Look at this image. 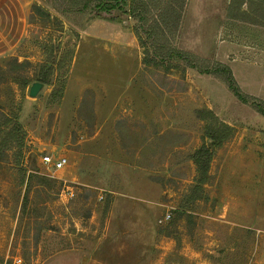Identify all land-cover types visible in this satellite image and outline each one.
<instances>
[{"label":"rangeland","instance_id":"rangeland-1","mask_svg":"<svg viewBox=\"0 0 264 264\" xmlns=\"http://www.w3.org/2000/svg\"><path fill=\"white\" fill-rule=\"evenodd\" d=\"M144 1L151 20L180 0ZM257 1L185 0L173 36L144 26L141 42L127 5L98 19L101 6L31 1L25 36L0 57V264H264V104L212 59L219 40L264 50ZM210 113L231 129L219 144ZM115 194L155 207L140 255L97 249Z\"/></svg>","mask_w":264,"mask_h":264},{"label":"crops","instance_id":"crops-1","mask_svg":"<svg viewBox=\"0 0 264 264\" xmlns=\"http://www.w3.org/2000/svg\"><path fill=\"white\" fill-rule=\"evenodd\" d=\"M31 1L0 0V57L13 51L25 36ZM190 3L187 0L186 6ZM212 59L230 70L241 94L264 103L263 49L219 40L212 48ZM155 238L154 205L148 200L125 194L113 195L105 233L98 241L97 249L109 251L113 248L117 252L127 244L132 254L140 255ZM102 261L103 264H120L110 258Z\"/></svg>","mask_w":264,"mask_h":264},{"label":"trees","instance_id":"trees-1","mask_svg":"<svg viewBox=\"0 0 264 264\" xmlns=\"http://www.w3.org/2000/svg\"><path fill=\"white\" fill-rule=\"evenodd\" d=\"M68 4V6H101L100 8H97L94 12V17L98 19H105V15L103 12L106 10L107 7L112 6H126L127 5V12L131 18L137 20V23L141 25H137L134 28V35L137 38L139 42H141V28L144 29V26H147L148 29H151L153 31H156L159 33V36L162 38H167L169 34L172 36L176 33L181 17H182V11L184 8L185 0H180L178 4H174L172 2H169V5L163 6V8L159 11V14L157 17L152 18L151 20H148V6H146L144 0H64ZM262 6V0L257 1ZM243 4H250L252 5V2L246 1L244 3H240V5L243 6ZM242 13L245 14L243 11ZM114 20L118 21L119 18L117 16H111ZM245 22H248L252 25H257V22L246 20ZM144 31V30H143ZM158 51V49H155ZM147 53V52H146ZM226 72L228 73L229 81H224L227 86L231 89H235V91L241 95L242 97L247 98L248 96H245L241 94L239 91L230 70L225 67ZM51 69V68H49ZM50 73V70L48 71V74ZM40 84H47V74L46 76L43 75L39 78ZM230 82V84H229ZM250 100L257 102L258 104H264L263 102L256 100L254 98H250ZM211 119L216 124L214 127H207L206 128V136L213 142L219 144L222 140H224L231 132V129L224 125L223 123H220L218 119L215 117V115L210 113ZM16 118V117H15ZM14 129L13 131H17L19 129V125L17 122L14 123ZM212 154L206 147H201L200 149L196 150L193 159L194 163L197 168V173L200 178V182H203L205 179V175L208 169V163L211 159Z\"/></svg>","mask_w":264,"mask_h":264},{"label":"built area","instance_id":"built-area-1","mask_svg":"<svg viewBox=\"0 0 264 264\" xmlns=\"http://www.w3.org/2000/svg\"><path fill=\"white\" fill-rule=\"evenodd\" d=\"M42 162L46 165L52 164V168L54 170H59L65 166V164L67 163V159L65 157H60L57 160L52 162V159L50 156H45L43 157ZM67 191H68L69 196L72 197L73 196L72 190L68 189Z\"/></svg>","mask_w":264,"mask_h":264},{"label":"water","instance_id":"water-1","mask_svg":"<svg viewBox=\"0 0 264 264\" xmlns=\"http://www.w3.org/2000/svg\"><path fill=\"white\" fill-rule=\"evenodd\" d=\"M42 87V84L40 83H34L31 87H30V90H29V95L30 96H36L37 93L39 92V90L41 89Z\"/></svg>","mask_w":264,"mask_h":264}]
</instances>
